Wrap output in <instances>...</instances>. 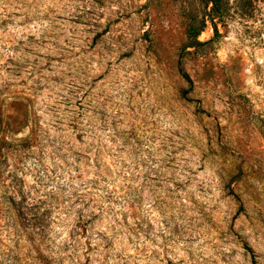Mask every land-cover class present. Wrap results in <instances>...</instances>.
<instances>
[{
    "label": "rangeland",
    "instance_id": "obj_1",
    "mask_svg": "<svg viewBox=\"0 0 264 264\" xmlns=\"http://www.w3.org/2000/svg\"><path fill=\"white\" fill-rule=\"evenodd\" d=\"M208 12L0 0V264H264V0Z\"/></svg>",
    "mask_w": 264,
    "mask_h": 264
},
{
    "label": "trees",
    "instance_id": "obj_2",
    "mask_svg": "<svg viewBox=\"0 0 264 264\" xmlns=\"http://www.w3.org/2000/svg\"><path fill=\"white\" fill-rule=\"evenodd\" d=\"M203 1L206 5H209V12H208V15L210 17L209 21H210V24L212 25L213 31L216 33V27L213 24L212 16H214L217 19L223 18L226 13L228 0H203ZM252 1L253 0H237V2L244 8L246 7L250 8L252 6ZM204 25H205V21L202 20L200 22V25L196 29L192 30L191 28H189L187 30L186 32L187 36L191 38V41L189 42L187 46L193 47L201 43L198 40H196V35L203 29ZM251 261L254 264V260L252 259Z\"/></svg>",
    "mask_w": 264,
    "mask_h": 264
}]
</instances>
